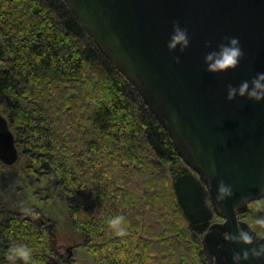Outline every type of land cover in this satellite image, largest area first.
<instances>
[{
    "label": "trees",
    "instance_id": "trees-1",
    "mask_svg": "<svg viewBox=\"0 0 264 264\" xmlns=\"http://www.w3.org/2000/svg\"><path fill=\"white\" fill-rule=\"evenodd\" d=\"M0 110L25 171L67 196L96 264H215L202 243L214 224L208 186L63 0H0ZM7 170L0 162L1 189ZM5 200L0 192V260L23 241L36 264H75L40 210ZM115 214L128 221L123 236L106 223Z\"/></svg>",
    "mask_w": 264,
    "mask_h": 264
},
{
    "label": "water",
    "instance_id": "water-1",
    "mask_svg": "<svg viewBox=\"0 0 264 264\" xmlns=\"http://www.w3.org/2000/svg\"><path fill=\"white\" fill-rule=\"evenodd\" d=\"M63 1L166 129L183 162L208 186L212 210L223 222L203 236L204 251L215 264H232V249L250 246L230 242L231 233L245 228L255 235L240 216L264 199V102L239 96L230 101L227 86L264 71V0ZM176 21L191 38L184 53L167 47ZM225 36H239L245 55L236 69L210 73L203 60L206 42L215 45ZM19 154L0 110V162L12 167ZM220 180L235 193L222 202L215 199Z\"/></svg>",
    "mask_w": 264,
    "mask_h": 264
},
{
    "label": "clouds",
    "instance_id": "clouds-1",
    "mask_svg": "<svg viewBox=\"0 0 264 264\" xmlns=\"http://www.w3.org/2000/svg\"><path fill=\"white\" fill-rule=\"evenodd\" d=\"M191 46V38L186 27L182 26L179 21L173 23L170 37L167 41L169 51L184 53ZM209 49L204 53V64L206 71L210 73H222L230 69H236L244 57V48L239 36H225L223 41L213 45L212 41L206 42ZM176 63L181 62V56L174 57ZM227 92L228 100H235L237 96L247 97L257 102H264V71H258L251 80H243L238 85L229 83ZM233 186L224 180H220L217 188L216 201H224L234 196ZM243 199V198H242ZM25 211H33L25 209ZM34 214V213H33ZM255 222L264 226V216L257 217ZM107 225L117 235H125L128 231V221L123 214L111 215L106 220ZM230 242L244 243L250 248H245L243 252L232 249V264H244L255 258L257 261H264V237L259 236L249 229L238 228V234L231 233ZM222 247V245H221ZM4 260L0 264H36L34 249L23 241H14L9 244L4 251Z\"/></svg>",
    "mask_w": 264,
    "mask_h": 264
},
{
    "label": "rangeland",
    "instance_id": "rangeland-1",
    "mask_svg": "<svg viewBox=\"0 0 264 264\" xmlns=\"http://www.w3.org/2000/svg\"><path fill=\"white\" fill-rule=\"evenodd\" d=\"M30 166L32 165L28 159L20 155L19 162L13 167H8L6 176L10 177L11 180H7L5 188H0V192L6 198L5 202L7 203L14 199L15 205H12V210L20 212H31L25 211V209L40 210L44 217L52 222L51 224L55 227L56 249H59L62 254L67 255L66 248L75 246L73 252L75 264H96L94 258L83 248L84 237L76 229L71 219L67 196L48 184L38 182L35 175L25 171ZM250 210L253 212L252 216L248 217L247 220L249 221H244L259 236L263 237L264 226L257 224L255 220L257 217L264 216V202L249 207V212ZM220 222H223V220L214 214V223Z\"/></svg>",
    "mask_w": 264,
    "mask_h": 264
},
{
    "label": "flooded vegetation",
    "instance_id": "flooded-vegetation-1",
    "mask_svg": "<svg viewBox=\"0 0 264 264\" xmlns=\"http://www.w3.org/2000/svg\"><path fill=\"white\" fill-rule=\"evenodd\" d=\"M54 189H56V188H54ZM36 210H38V209H36ZM16 211L19 212V213L30 214L29 212H24V211L20 212V211H18V210H16ZM40 217H41V222H40V224L46 225V227H47L49 230H53V231L55 232V227H54V225H52V224H51L52 222H50L48 219H46V218L44 217V215H43L42 212H41V216H40ZM74 248H75V246L67 247V248H66V253H67V254H70L69 249H71V250L74 252ZM57 253L59 254V256H62V257L67 256V255H65V254H62L61 251H60L59 249H57Z\"/></svg>",
    "mask_w": 264,
    "mask_h": 264
}]
</instances>
